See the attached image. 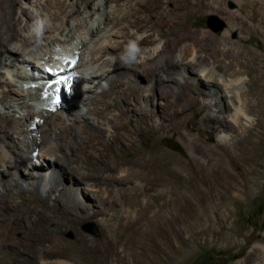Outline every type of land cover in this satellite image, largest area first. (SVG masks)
<instances>
[{
	"label": "bare ground",
	"instance_id": "6f19581e",
	"mask_svg": "<svg viewBox=\"0 0 264 264\" xmlns=\"http://www.w3.org/2000/svg\"><path fill=\"white\" fill-rule=\"evenodd\" d=\"M68 1L72 4L66 7ZM206 1L36 0L34 4L28 0L30 11H24L17 22H13L12 11L6 10L0 18V264L23 262L19 253L26 251L23 241L33 249L44 241L52 242L55 236L43 228L50 217L58 218L60 227L78 225L85 215H96L94 204L110 200L115 184H134L148 190L144 192L147 214L155 208H168L170 217L163 221L158 234L168 259L167 244L170 240L178 243L189 217L209 210L215 202L232 195H224L231 190L238 198L250 181L256 182L254 162L261 155L264 136L263 55L239 45L233 49L226 34L218 39L221 51L214 53L188 36L189 41L160 37L150 41L151 29L141 24L158 10L174 19L179 10H209L215 1ZM234 1L240 7V12H229L234 18H239L251 2L254 8L259 4L264 7V0ZM57 12H61V21L55 17ZM242 17L250 26L257 18L254 10ZM34 19L38 26L32 25ZM183 29L182 25L176 32ZM207 36L209 33L201 32L202 38ZM134 45L139 48L135 56H121L125 47ZM71 56L75 58L70 63ZM64 58L69 62L63 63ZM57 66H64V71L54 78ZM40 77L53 78L57 85L43 87L47 94L37 99L31 83ZM163 88H168L173 98L182 96L189 103L184 110L166 115L169 124L163 123L162 113L154 108L163 100ZM55 92L60 98L57 101L52 99ZM190 96L196 99H188ZM110 99L112 102L107 101ZM254 101L255 108L250 105ZM120 103L124 108L118 115L112 114L111 109ZM198 103L209 107L204 125L211 128L217 144H209V139L195 141L191 136L181 135L180 139L192 155L210 159L201 167L204 174L191 172L171 153L148 156L150 147L140 148L132 139L133 135L154 131L149 120L164 130H174L173 122L179 115ZM127 114L136 118L128 122L130 127L123 122ZM240 130L246 133L244 137L237 133ZM102 138L111 140L112 145H104ZM115 144L125 146L126 151L115 149ZM225 156H232L249 179L233 175ZM163 170L175 172L182 182L177 184ZM151 190L155 193H149ZM131 211L127 206L120 219L115 213L104 218L108 254L118 255L116 248L123 242L120 220L129 218ZM143 218L147 221L146 216ZM141 220L136 218L134 224L141 225ZM13 224L24 232L21 239L14 238ZM254 245V252L263 258L258 263L264 264V244ZM168 248L177 249L173 244ZM38 249L40 254L50 255L49 248ZM82 249H88L85 239ZM251 255L238 264L253 263ZM116 261L123 264L119 258Z\"/></svg>",
	"mask_w": 264,
	"mask_h": 264
},
{
	"label": "rangeland",
	"instance_id": "374dc122",
	"mask_svg": "<svg viewBox=\"0 0 264 264\" xmlns=\"http://www.w3.org/2000/svg\"><path fill=\"white\" fill-rule=\"evenodd\" d=\"M35 1L36 0H33L34 4ZM72 1L76 2L77 0ZM214 1L215 2H212V8L209 10L200 9L201 11L199 10L200 12L198 11L197 13H194V11L191 12V9L176 11L177 19L169 17V13H165V16H162L161 13L163 10H158L157 13L154 14V17L148 21H141V24H148L146 27H148L149 30L151 29L149 31V34L152 36L150 41L159 37L168 40L179 39L181 41H189L187 39L188 36L190 39H194L196 43L207 45L208 53H214L221 51V43L218 39L226 34L230 40V46H232L233 49L239 45L248 51L256 52L260 56L263 55L262 59H264V7L259 4L258 8H254L253 2H251L246 5V9L242 10L239 18H234L229 15V12L235 13L236 11L238 12V10L240 12L238 3L234 0H223L222 3L220 1L218 5L219 0ZM201 2L207 3L206 0H197V3ZM69 3L72 4L71 1H68L66 2V7L70 6ZM0 8L3 10L0 12V18L5 15L6 10H10L13 13V22L19 21L24 11H30L28 0H0ZM250 10H254L257 16L255 23L251 26L248 22L244 24L245 20L242 17L249 16ZM60 13L57 12L55 15L57 21H61L62 15H60ZM208 18H210L212 23L220 26V29L213 30L209 27L207 25ZM35 19L38 20L37 18ZM35 19L32 25L35 24L34 26H38L39 24ZM22 24H25V21ZM151 25H154V28H151ZM182 25L184 29L176 32L177 28ZM202 31L209 33V36L202 38ZM241 41H243V43H240ZM138 51V45H134L129 49L125 47L124 51H121V56L123 55L124 58H129L135 56ZM74 58L71 56L70 59H68L70 63ZM228 59H231L229 55ZM68 60L64 58L62 62L66 63ZM241 61H244V59ZM261 66H264V62L261 63ZM63 67L64 66H62V68L57 66L58 70L56 69L57 73L54 74V78L61 75L64 71ZM80 76H83V72L82 74L80 73ZM53 81V78L48 79V77H40L31 83L35 86V89L31 91L37 97L42 88L45 86H52ZM99 91L98 89V92ZM162 91H165L162 98L163 100H159L158 104L155 103L154 108L158 114L162 113L163 123L169 124L166 115L180 108L184 110L185 107H189L186 106L189 103L185 102L187 99L182 96L173 98L168 88H163ZM157 92L159 95L161 90L159 89ZM65 93L66 96L69 97L68 88L65 89ZM127 96L131 98L129 94ZM256 98L257 97H254L255 101ZM111 99L107 101L112 102ZM188 99L192 100L196 99V97L190 96ZM32 101L33 100H31L30 103H32ZM255 101L253 104L250 103V105H253V108H255L256 105ZM138 107H140V105H138ZM123 108L124 104L120 103V106L111 109V113L118 115ZM61 113L63 115L65 114L64 112ZM208 115L209 107H207V104L198 103L192 107V110L179 115L178 120L173 122V126L175 127L174 130H164L149 120L150 125L154 126V131L148 135L142 133H139L140 135L138 134V136L133 135L132 139L136 141L140 148L144 149L146 145L150 147L151 152L150 149H148V156H153V153H159L158 155L162 153H171L176 159L182 161L184 166L191 172L199 170L198 172L204 174L201 167L205 165V161L210 159L192 155L181 141L180 136L183 135L186 138L192 137L195 141L209 139V144L216 145L217 141L215 135L211 133V128L204 125L205 118ZM254 117L256 118V115H254ZM185 118H188L187 122L184 125L180 124ZM131 120L134 121L136 118L127 114L123 122L130 127L129 123ZM191 127L192 130H189ZM259 131L263 130L259 129ZM237 133H240V135L242 134L243 137L246 135L242 130ZM163 137H167L166 140L159 141V138L162 139ZM262 140L261 155L257 156L254 162L253 170L255 173L253 176L256 182L253 183L254 180L250 181L251 183L247 191L243 194L241 193L238 198L236 197L237 192L231 190L224 195L233 193L232 195L225 197L220 202H215L209 210H203L201 213L189 217L188 227L180 233L181 237L178 243L175 240H170L168 242L167 251L170 254L168 259L163 253L164 246L161 241V236L158 235L163 221L170 217L168 208L164 206L160 211L155 208L153 212L147 214L145 211V207L147 206L145 193H147L148 190L142 187H135L134 184H115L112 186L111 199L94 204L92 210L97 211V214L93 216L85 215L78 225L63 224L59 227L57 225L58 218L50 217L49 220L43 224V228L55 236V239L52 242L44 241L42 244L38 245L36 249H33L32 246L27 245L26 241H23L22 245L26 251L23 253L19 251V253L22 259L24 258L25 260L23 259L24 261H20L19 263L117 264L116 258H119L123 264H238L247 259L251 253L250 259L253 262L251 264L260 263L263 258L256 253V251L254 252V244H264V136ZM101 142L104 145H112V141L106 138H102ZM114 147L115 149L119 148L122 151H126V147L121 144H115ZM100 148H103V146H100ZM130 157L131 156H125L123 158L130 159ZM225 158L229 167L228 169L233 175L236 177L240 176L243 179H249L250 175L247 176L244 174L242 168L234 161L232 156H225ZM165 160H167V157H165ZM154 171L160 174L159 169H154ZM163 171L167 175L173 176L177 184L182 182V179L175 172L170 170ZM211 182L210 179V183ZM208 186L210 187L209 183ZM186 189L188 190L189 188L186 187ZM189 191L190 190H188V193ZM120 193L122 195H120ZM149 193L153 194L155 192L151 190ZM212 194L215 195L216 192H212ZM18 200L19 199H15V201ZM65 201L68 202L67 200ZM49 205L52 206L53 203ZM127 206L131 207V214L129 218L120 220V223L122 221L121 224L123 225L121 226L122 229L120 228L122 230L120 231L121 236L123 242L126 241L127 245H123L122 242V244L120 243L117 246V256H115L116 252L114 253L115 255L108 254L105 251L107 232L103 226L104 218L106 219L109 217V214L115 213V218L120 219ZM102 209L105 213L100 212ZM45 213L49 216L51 212L46 208ZM144 216H146L147 221L143 218ZM136 218L142 219L140 222L141 225L134 224ZM149 221L150 223H148ZM11 227L12 230L15 231L14 238L21 239L24 232L18 231L19 227L15 226V224ZM95 232H98V235H95ZM80 235H83L85 238ZM84 239L88 246L87 250H81V248H83ZM172 244L177 248L175 251L169 250L168 248V246L171 248ZM177 245L180 246L178 247ZM38 248L40 251H46L49 248L50 255L49 253L40 254L39 251H37ZM179 248L181 250H179ZM15 251L17 250L15 249ZM73 258H76V262H74Z\"/></svg>",
	"mask_w": 264,
	"mask_h": 264
},
{
	"label": "water",
	"instance_id": "95a60500",
	"mask_svg": "<svg viewBox=\"0 0 264 264\" xmlns=\"http://www.w3.org/2000/svg\"><path fill=\"white\" fill-rule=\"evenodd\" d=\"M207 25H208L209 27H211L213 30H219V29H220V26H217V25H215L214 23H212V22L210 21V18H208ZM95 235H98V232H95Z\"/></svg>",
	"mask_w": 264,
	"mask_h": 264
}]
</instances>
